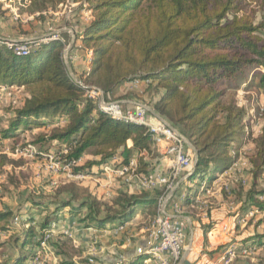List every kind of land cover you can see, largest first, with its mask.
I'll use <instances>...</instances> for the list:
<instances>
[{"label": "trees", "instance_id": "trees-1", "mask_svg": "<svg viewBox=\"0 0 264 264\" xmlns=\"http://www.w3.org/2000/svg\"><path fill=\"white\" fill-rule=\"evenodd\" d=\"M28 1L25 12L35 15L48 11L59 0ZM71 1L87 4L91 11L87 24L80 29L72 26L74 44L80 42L91 54L88 71L77 74L70 65L83 86L66 69L61 41L32 45L27 55L15 54L0 44V88L22 86L26 92L13 107L8 125L0 128V138H11L21 128L42 129L33 132V139L26 144L40 146L43 152L59 153L64 163L80 159L71 165L73 174L102 171L115 158L120 159L117 167L127 166L135 153H143L136 157L135 172L147 176L150 161L144 153L150 156L153 151L152 133L143 125L113 119L88 94L89 88H95L104 98L113 97L124 84L147 82V87L154 88H144L142 94L154 89L153 100L146 102L140 95L135 97L177 128L193 147L192 171L175 191L178 194L185 187L181 206L194 205L196 197L205 196L213 182L224 177L227 181L219 191L222 198L231 199L241 216L248 212L261 214L254 227L264 226V124L260 134L252 137L243 124L248 107L237 100L241 85L254 76L258 89H264V0L257 22L254 15L243 10L242 0ZM20 34L24 36L26 32ZM147 114L150 116V111ZM56 122L62 124L53 125L49 132L43 130ZM247 140L253 149L241 172L236 165L241 156L239 149ZM55 141L67 152L61 153L60 148L52 151L50 146L43 148ZM129 141L131 146L127 145ZM3 164L0 161V169ZM64 193L67 196L61 197ZM161 193L162 190L147 196L123 193L109 205L89 192L78 193L66 186L58 188L50 201L35 200L30 195L25 201L31 210L50 211L36 221L29 210L17 227L16 212L0 209V234L18 244L7 264H29L41 240L65 209L73 216L85 210L80 222L101 229L129 219L137 208L154 217ZM201 229L203 250L210 254L206 245L211 224H202ZM254 236V241L241 246L262 247L264 232ZM49 244L58 264H75L69 254L74 250L66 252L67 248H75L70 236L62 231L53 233ZM262 256L263 259L257 256L252 264H264V246ZM136 259L126 264H137Z\"/></svg>", "mask_w": 264, "mask_h": 264}, {"label": "rangeland", "instance_id": "rangeland-1", "mask_svg": "<svg viewBox=\"0 0 264 264\" xmlns=\"http://www.w3.org/2000/svg\"><path fill=\"white\" fill-rule=\"evenodd\" d=\"M241 4L244 11L254 15L256 22L261 19L263 0H242ZM28 5V0H0V44L7 47L9 43L21 41L32 45L33 42H38L45 38H50L49 41H61L64 44L62 52L65 55L69 69L71 65L77 74L84 70L88 71L91 54L84 49L80 42L76 41L74 44L75 36L72 27L78 25V29H80V26L87 24L91 20V11L88 9L87 4L75 3L71 0H59L48 11L35 15H29L25 12ZM21 32H26V35L20 36ZM262 35L264 37V29L262 30ZM73 44L74 47L72 46ZM67 55L71 58L70 62H68ZM70 76L74 81L77 80L72 72ZM255 77L249 83L241 85L237 93L238 102L248 107V114L243 124L248 128L252 137L260 134L264 124V89H258ZM124 88H131L129 89L131 92H138L140 97L142 96V100L146 102H151L156 96L154 89L142 94L144 88H154V86L147 87V82L127 83L124 84ZM25 96L26 92L22 86L0 88V128L8 125L10 118L13 116V107L17 106ZM121 97L122 94L118 98ZM118 98L107 96L104 99L109 102L116 101L124 109L134 108L136 104L141 103L137 97L133 106L127 107ZM150 115L151 117H156L153 114ZM61 124L57 122L56 124L50 123L43 130L49 132L53 125ZM20 130L11 138H0V161L4 162L0 169V209L8 208L16 212L18 221L15 220V224H17V227L21 226L18 222L25 218L26 212L29 210L36 221L41 220L42 216L50 211V209L45 211L43 209L31 210L29 202L25 201L28 196L33 195L35 200L50 201L56 190L61 187L66 186L78 193L89 192L92 196L108 205L112 204L123 193L144 194L147 196L162 190L158 186L154 189L146 186L143 176L136 173L133 174L130 171L124 173L94 171L95 173L85 176L68 175L64 170L54 171L50 167L49 162L42 156H24L20 153L24 144L33 139V134L40 132L39 130L42 129L34 128L24 131L21 128ZM244 143L239 149L241 156L236 165V168L240 169L241 172L247 166L246 156L251 155L253 149L250 141L247 140ZM127 145L131 146V142L129 141ZM153 145V151L150 156L144 153L146 160L150 161L149 173L152 176L167 173L170 158L169 154H167V145ZM48 146L52 147V151L56 149L58 151L59 148L61 150L64 149L56 141L50 144L46 143L43 148L46 149ZM140 154L143 153H135L133 159L136 161V157L140 156ZM87 157H90V155L87 154ZM119 162V158L111 161L112 166L115 168ZM218 180L214 182L209 193L205 196L196 197L194 205L181 206V211L178 214L182 216L184 221L186 220L185 231L187 237L185 246L190 241V236L194 237L196 245L203 244L202 224H211L212 228L215 224H219L225 219H231L232 223L229 226H232L235 222L232 219L236 213L235 206L232 204L231 199H223L219 192L221 185L225 184L227 180L224 177H220ZM201 183L203 184L204 181ZM184 188L177 195L175 194L176 202L180 205ZM64 196H67L66 193L61 194V197ZM155 208L157 210L158 205ZM165 209L168 212H172L170 202H167ZM64 211L65 213L59 215L58 221L53 223L51 228L54 233L62 231L71 237L75 248H67L66 252L74 250L69 254L75 264H124L132 261L138 246L145 244L153 219L150 212L137 208L133 215L138 217L135 220H131L122 231L118 233L104 232L103 230L95 232L87 227L85 223L80 222V216L86 212L85 210L78 216L71 215L67 209ZM255 219H259V216L256 215ZM235 224L237 223L235 222ZM229 226L226 231L229 233L234 230V234L228 239L225 237V243L218 245L215 250L217 248L220 249L221 246L226 245L230 241L234 242L235 232L237 234L243 233L244 236L242 238H247L254 234L252 228L245 226L243 222L230 227V229ZM257 230L264 232V227H259ZM249 232L252 234L247 235ZM223 233L220 234L225 235ZM6 238L5 235L0 234V264L9 263L11 255L18 249V244L10 243ZM256 249L246 257L241 256V259L250 260L249 257L256 256L263 259V246L261 249ZM43 255L41 264H58L57 258H54L52 254ZM180 258L182 259V257ZM181 259L175 263L169 262V264H180Z\"/></svg>", "mask_w": 264, "mask_h": 264}, {"label": "built area", "instance_id": "built-area-1", "mask_svg": "<svg viewBox=\"0 0 264 264\" xmlns=\"http://www.w3.org/2000/svg\"><path fill=\"white\" fill-rule=\"evenodd\" d=\"M49 39H41L38 42H34L32 45L37 46L40 42H47ZM32 45L28 44V42L23 43L21 41H17L7 44V48L11 49L15 54L27 55L32 51ZM75 82L82 85L81 82H78L77 80H75ZM137 82L138 81H134L135 84H137ZM88 94L89 96L97 99V106L102 112L108 114L115 120L147 127L152 133L154 144L167 145V154L170 156L167 173L157 174L154 176L148 173L147 176H143L146 186L151 188H155L157 186L161 187L162 193L157 197L158 209L152 219V225L150 224L147 240L144 245L138 246L136 249L134 258L137 257L138 259H136L134 263L169 264V262H177L181 259L180 257H183L186 250V220L184 221L182 216L178 214L181 211V205L176 202L177 198H175V191L179 182L192 171L194 166L195 157L191 152V149L185 145L184 137L179 133V131L172 127L168 122L157 117H151V115L148 116L147 113L150 109L146 105L138 103L134 108L124 109L116 101H106L103 98L102 92L95 88H89ZM66 152L67 148L64 147V149L61 150V153ZM20 153L24 156H42L49 162L50 167H52L54 171L64 170L68 175L73 176L87 175L73 174L71 172V165L79 163L81 161L80 159L74 162L64 163L59 159V153L43 152L37 146L32 144H26L23 148H21ZM101 170L106 173H124L126 171H130L135 174L136 161L132 158L127 166H116V168L112 166L111 162H109L103 166ZM167 202L171 203L172 212H168V210L165 209ZM253 213L254 212L246 213L244 216L239 218V221L244 222L245 219L252 216ZM137 217L138 216L132 215L129 219L121 223L108 225L101 229L91 228V230L95 232L103 230L104 232L118 233L122 231L131 220H135ZM15 220H17V218H15ZM218 230L219 232H224L226 234L227 226H219ZM53 233V230L46 233L45 237L40 242V248L37 250L35 257L29 262V264H41L40 262L44 256L43 254H46L45 256H47V254H52L55 258L54 250L49 244L53 237ZM257 246V244L239 246L235 242L230 241L226 244L224 250L214 264H231L238 251H240L242 255H247L251 253L252 250L257 248Z\"/></svg>", "mask_w": 264, "mask_h": 264}, {"label": "crops", "instance_id": "crops-1", "mask_svg": "<svg viewBox=\"0 0 264 264\" xmlns=\"http://www.w3.org/2000/svg\"><path fill=\"white\" fill-rule=\"evenodd\" d=\"M123 87V88H122ZM121 88H118L115 93H114V97L115 98H118L120 97V95L122 94V97L121 98H118V99H121L122 102L124 104H126L127 107L129 106H133L135 100L137 97H135V95H137L139 97V93L138 92H131V88H124V85L122 86ZM139 89V88H137ZM130 91V92H129ZM135 91V90H133ZM139 91V90H138ZM134 94V95H133ZM124 95V96H123ZM113 98V97H112ZM151 114L155 115L152 111H151ZM156 116V115H155ZM219 179V178H218ZM216 181H219V180H216ZM214 181V182H216ZM213 182V184H214ZM179 193V192H178ZM177 195V194H176ZM233 204V203H232ZM236 208V213L234 214V216L232 217V219L237 223L235 224V222L232 224V226H229V224H231V219H225L223 221H221L219 224H215L210 230L209 232L207 233V245H206V249L211 252L210 254H206L203 250V245L202 243L199 244V245H196L195 243V240L193 239L194 237L193 236H190V241L188 242V244H186V250L184 252V255L180 261V264H214L216 263V261L218 260L219 256L221 255L222 251L224 250V247L226 245H223L221 246L220 249H218L217 251H215V248L218 246V245H222V243L224 242L225 243V240L227 237H230L234 234V230H232L231 232H227L226 234L223 233V232H219L218 228L219 226H222V225H226L227 227L229 226V229L230 227H233V226H236L242 222L239 221V218L242 217L238 212H237V205L233 204ZM62 213H65L62 212ZM60 213V214H62ZM69 213V212H68ZM63 215V214H62ZM259 216V218L261 217V214H258V213H253L252 216L248 217L245 219V221L243 223H245V226H249L252 228V230L254 231L253 233H261L259 232L257 229L259 227H264L262 225H259L257 227H254V222L256 221L255 219V216ZM249 218H254L252 220L251 223H248L246 225V222L248 221ZM188 219V218H187ZM188 223H189V219L187 220ZM201 230V229H200ZM225 234V235H221V234ZM251 232L247 233V235H250ZM201 234H202V231H201ZM252 234V233H251ZM251 235L250 237H247V238H242L244 235L243 233H240V234H237L235 232V240L234 242L237 244V245H242V244H246L248 243L249 241H254V238L255 236ZM203 236V234H202ZM187 237V236H186ZM256 249V248H255ZM254 249V250H255ZM257 249H261V247H257ZM256 249V250H257ZM215 251V252H213ZM253 251V250H252ZM250 254V253H249ZM241 256H248L247 255H242V254H237L236 257L234 258V260L231 262V264H252L256 261V257H249V259L247 260H242L241 259Z\"/></svg>", "mask_w": 264, "mask_h": 264}, {"label": "water", "instance_id": "water-1", "mask_svg": "<svg viewBox=\"0 0 264 264\" xmlns=\"http://www.w3.org/2000/svg\"><path fill=\"white\" fill-rule=\"evenodd\" d=\"M66 69L68 70V72H69L70 75H71V71H70V69H69V67H68L67 64H66ZM150 112H151V110H150ZM155 115H156L157 118H159V119H163V118L159 117L157 114H155ZM163 120H164V119H163ZM164 121H165V120H164ZM184 143H185L186 146H188L190 149L193 150L192 145L188 142V140H187L185 137H184ZM194 154L196 155V152H195Z\"/></svg>", "mask_w": 264, "mask_h": 264}]
</instances>
